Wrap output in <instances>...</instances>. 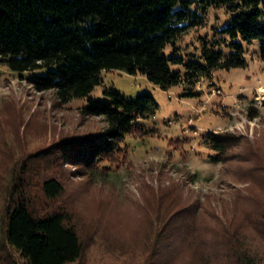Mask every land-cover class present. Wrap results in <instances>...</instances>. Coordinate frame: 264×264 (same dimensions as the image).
I'll use <instances>...</instances> for the list:
<instances>
[{"label":"rangeland","instance_id":"1","mask_svg":"<svg viewBox=\"0 0 264 264\" xmlns=\"http://www.w3.org/2000/svg\"><path fill=\"white\" fill-rule=\"evenodd\" d=\"M202 17L203 23L176 43L183 64L188 55L199 53L200 38L218 41L229 53L222 41L228 39L219 30L230 14L223 7L208 8ZM243 46L244 67L201 78L195 86L200 93L190 97L182 96L179 87L162 91L140 75L101 72L90 97L107 102L104 91L109 89L126 99L150 93L158 109L139 121L154 134L125 136L114 164H100L99 175L93 176L89 168L73 167L65 159L74 150L71 142L97 139L105 128L102 117L79 114L87 99L60 104L51 91L28 86L25 75L0 68V172L3 162L10 168L21 160L36 168L34 182L44 175L62 182L63 195L47 206L71 210L79 226L84 252L73 264H202L203 259L230 264L233 244L264 264V233L256 234L247 223L248 215L264 204V184L255 174L250 181L248 173L264 156V65L258 40ZM172 69L183 72L181 63ZM248 109L255 111L254 118ZM208 132H227L239 143L218 155L221 161H212L217 156L206 144ZM166 191L175 203L159 212L157 202ZM180 210L174 225L159 233L155 221ZM232 231L236 241L227 235ZM158 236L165 242L159 243ZM8 254L10 264H25L16 252Z\"/></svg>","mask_w":264,"mask_h":264},{"label":"trees","instance_id":"2","mask_svg":"<svg viewBox=\"0 0 264 264\" xmlns=\"http://www.w3.org/2000/svg\"><path fill=\"white\" fill-rule=\"evenodd\" d=\"M220 7L230 14L227 25L219 30L228 39L222 41L229 53L218 47V41L200 38L199 53L188 55L183 64L177 55L178 39L203 23L202 15L208 8ZM252 40L259 41V60L264 65V0H0V68L19 77L25 75L28 86L36 92L51 91L60 104L86 98L87 105L79 114L104 120L100 137L71 142L74 150L65 158L73 167L89 168L92 176L99 175L100 164H114L125 136L154 134L139 121L153 117L158 109L150 93L126 99L109 89L104 91L107 102L90 97L92 89L101 83V72L140 75L162 91L179 87L182 96L190 97L200 93L195 86L201 78L208 80L216 71L244 67L243 45ZM179 63L183 72L172 69ZM248 111L249 118L256 116L252 109ZM205 135L208 148L217 156L211 157L212 161H221L218 155L239 143L227 132ZM259 158V165L248 170L249 179L255 180L256 175L264 184V156ZM3 166L0 264H10L8 250L16 252L25 264L78 261L84 244L79 226L72 221L73 213L47 206L63 195L62 182L50 175L34 182L36 168L21 160L10 168L6 162ZM251 196L255 202L256 197ZM168 197L166 191L159 198L157 204L163 207L159 212L166 213L174 206V199ZM182 211L155 221L160 226L158 232L171 228ZM228 222L225 220L230 226ZM247 223L256 234L264 233V204L248 215ZM227 235L236 241V231ZM158 240L165 242L159 236ZM228 254L230 264H259L241 245L233 244ZM202 264H208L206 259Z\"/></svg>","mask_w":264,"mask_h":264}]
</instances>
